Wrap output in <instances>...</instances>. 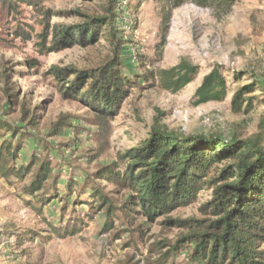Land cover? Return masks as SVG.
<instances>
[{
  "label": "rangeland",
  "instance_id": "obj_1",
  "mask_svg": "<svg viewBox=\"0 0 264 264\" xmlns=\"http://www.w3.org/2000/svg\"><path fill=\"white\" fill-rule=\"evenodd\" d=\"M111 1H116L115 27L124 41L121 57L136 84L104 133L94 124V110L65 100L51 73L54 67H99L113 55L109 42L100 39L88 47L74 45L43 55L40 50L50 47L57 27L85 24V16L101 17ZM179 1L176 8L167 0H42L39 8L18 3L10 12L0 6V122L18 132L15 138L4 131L0 144L8 139L21 145L13 164L17 168L28 166L36 155L48 159L53 169L44 190L34 197L24 189L37 165L23 179L0 177V264H156L169 247L156 252L151 247L164 241L175 244L182 233L162 221L201 217L211 191L166 218L150 222L135 215L132 225L120 220L105 231L108 218L95 208L93 183L117 207L133 193L97 180L100 169L111 166L124 172L127 163L120 157L148 140L156 126L185 135L254 138L264 147L263 90L257 87L246 97L253 100L250 109L244 102L241 111L233 110L238 90L264 81V0H240L228 14L198 7L193 0ZM43 12H48V21ZM182 59L199 66V74L181 92L170 94L159 87L157 73ZM217 68L227 94L220 102L196 105L197 90ZM69 184L72 192L66 196ZM139 225L140 238L137 233L133 237ZM67 227L78 231L63 237L53 231L62 235ZM163 264H188L187 252Z\"/></svg>",
  "mask_w": 264,
  "mask_h": 264
},
{
  "label": "trees",
  "instance_id": "obj_2",
  "mask_svg": "<svg viewBox=\"0 0 264 264\" xmlns=\"http://www.w3.org/2000/svg\"><path fill=\"white\" fill-rule=\"evenodd\" d=\"M167 1L174 8L181 4L179 0ZM239 1L193 0V3L228 14ZM18 3L39 8L42 0H0V6L8 12ZM116 7V1H111L101 17L85 16V24L57 27L50 47L40 50L43 55L74 45L88 47L100 39L109 42L113 55L99 67H54L51 73L65 100H78L94 110V124L104 133L108 131V122L118 115L122 103L129 97L130 88L136 84L121 57L124 41L115 27L119 16ZM43 17L45 21L50 19L48 12H43ZM45 34L41 35L42 39H45ZM199 70V66L182 59L178 65L157 73L159 87L170 94H177L194 82ZM257 87L264 92V81L238 90L233 97L235 112L241 111L244 102H247L248 109L252 107L253 100L246 97ZM227 92L226 80L217 68L197 90L196 105L220 102ZM62 121L61 125L72 126ZM32 122L36 124V120ZM59 125L58 131L62 130ZM6 130L12 137L18 136L14 126L0 122V136ZM23 138L31 139L32 135H24ZM20 146L8 139L0 144V177L23 179L37 165L32 182L24 189L26 194L34 197L44 190L53 169L48 159L40 160L36 155L32 156L28 166L15 167L13 164L22 149ZM120 160L127 163L124 172H116L114 167L108 166L97 173V180H105L117 190L133 193L120 207L98 185L93 183L91 186L93 203H98L95 208L104 211L108 218L105 231L113 229L114 223L120 220H129V225H132L135 215H143L150 222L166 218L168 214L204 199V194L211 191V199L200 209L201 217L162 221L163 225L176 227L182 233L175 244L164 241L151 247V252L169 247L156 264H163L183 252H187L188 264H264V147L258 139L185 135L156 126L148 140L128 151ZM52 185L53 189L57 188V178ZM71 189L72 184H69L66 196L71 194ZM142 229V225L133 229L137 230L133 237L137 233L140 238ZM53 231L63 237L78 230L67 227L62 235L56 229ZM119 236L117 234L116 238Z\"/></svg>",
  "mask_w": 264,
  "mask_h": 264
}]
</instances>
